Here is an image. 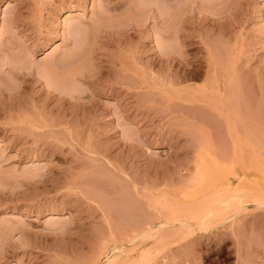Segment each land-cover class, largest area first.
<instances>
[{
	"label": "rangeland",
	"instance_id": "374dc122",
	"mask_svg": "<svg viewBox=\"0 0 264 264\" xmlns=\"http://www.w3.org/2000/svg\"><path fill=\"white\" fill-rule=\"evenodd\" d=\"M0 264H264V0H0Z\"/></svg>",
	"mask_w": 264,
	"mask_h": 264
},
{
	"label": "bare ground",
	"instance_id": "6f19581e",
	"mask_svg": "<svg viewBox=\"0 0 264 264\" xmlns=\"http://www.w3.org/2000/svg\"><path fill=\"white\" fill-rule=\"evenodd\" d=\"M225 186H226V185H224V187H223L222 189H221L220 186H219L220 189H219V187H218V188L214 187V191H213V192H215V193H214V198L216 197V201H217V198H219L218 200H220V199L223 200V197H225L226 195H227V196L230 195L229 193H231V192L228 191L229 188L226 189V190H223V189H225ZM240 187H241V185H240V186L236 185V188L234 187L233 190L236 189V190H235L236 192H238L237 190H240V191L242 190L241 192H244L243 189H242L243 187H241V188H240ZM238 188H240V189H238ZM208 189H210V187H209ZM208 189H207V187H206V190H205V191H208ZM211 189H213V188H211ZM197 190H198V189H197ZM233 190H232V191H233ZM198 191L200 192V190H198ZM203 191H204V189L201 190L200 193H202ZM205 191H204V194H205ZM240 191H239V192H240ZM209 192H210V191H209ZM228 192H229V193H228ZM233 192H234V191H233ZM239 192H238V193H239ZM241 192H240V193H241ZM215 194H216V195H215ZM235 194H236V193H234V195H235ZM197 195L200 196V194H198V193H197ZM197 195H196V196H197ZM207 195H208V194H207ZM237 195H239V194H237ZM237 195H236V196H237ZM241 195H242V193H241ZM196 196L194 195L193 197L195 198ZM209 196H211V197L213 198L212 195H209ZM230 196H231L230 198H233V197H232L233 194L230 195ZM236 196H234L235 199H236ZM205 197H207L206 194H205L204 198H203V197H202V198L205 200ZM240 197H241V196H240ZM212 198H211V200H210L211 202H212V200L214 199V198H213V199H212ZM241 198H242V197H241ZM200 199H201V198H200ZM200 199H199V202H200V201H202V202L204 201L203 199H201V200H200ZM222 200H221L220 203H224V202H222ZM224 200H227V201H228L229 199H226V197H225ZM232 200H233V199L229 200V202H230V201L233 202ZM237 200H238V198H237ZM197 201H198V200H197ZM206 201H207V199H206ZM210 201H207L206 203L208 204V202H210ZM213 202H214V201H213ZM194 203H195V202H194ZM196 203H197V202H196ZM204 203H205V202H204ZM204 203H203V204H204ZM216 203H217V202H216ZM218 204H219V203H218ZM196 205L199 206V204H196ZM194 206H195V205H194ZM202 206H203V205H202ZM205 206L207 207V205H204V207H205ZM204 207H203V208H204ZM201 209H202V208H201Z\"/></svg>",
	"mask_w": 264,
	"mask_h": 264
}]
</instances>
